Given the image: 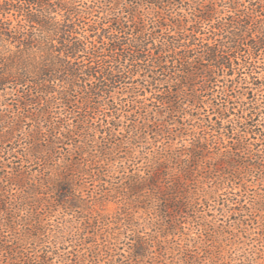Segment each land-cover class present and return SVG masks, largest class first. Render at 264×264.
<instances>
[{
  "label": "trees",
  "instance_id": "16d2710c",
  "mask_svg": "<svg viewBox=\"0 0 264 264\" xmlns=\"http://www.w3.org/2000/svg\"><path fill=\"white\" fill-rule=\"evenodd\" d=\"M98 2L0 0V144L17 140L22 122L37 124L25 153L29 159L48 162L53 171L49 184L38 188L65 194L79 191L73 178L84 173L80 171L83 165L70 161L62 167L57 159L59 147L72 144L75 138H87L89 131L96 130L92 128L96 118L110 117L114 126L109 133L117 129L125 107H119L117 96L141 74L151 77V86H168L157 102L168 109L169 116L183 114L190 107L198 116L213 111L230 121L227 131L221 127L217 134L205 137L189 173L202 169L209 181L219 175L233 184L239 179L242 188L248 186L244 182L251 173L260 172L264 179V157L259 153L261 146L264 151V96L260 102L253 94L255 89L264 91V0H121V8L92 22L96 14H105L96 8ZM177 3H188L195 11L188 12L192 24L185 15L166 16V9L170 12ZM143 5L164 13L150 22L153 19L143 14ZM220 82L223 89L215 97ZM130 92L138 93L136 88ZM242 97L250 100L249 106L238 100ZM11 106L15 118H5ZM130 112L126 110L127 119ZM260 119L261 126L255 123ZM254 135L261 141L251 144ZM225 142L234 151L227 148L214 163L201 161L205 149ZM80 148L83 158L85 152ZM165 169L160 164L152 180L163 197L164 221L178 227L174 214L189 215L197 209L198 198L194 197L206 188L198 185V178L170 183L162 178ZM219 171H229L230 177ZM27 175L28 171L19 169L9 177V186L0 184V264H55L50 247L39 248L35 256L29 253L30 242L41 243L42 230L37 225L42 203L26 204L28 198L33 202L26 192L35 185L29 184ZM65 264L78 263L67 259Z\"/></svg>",
  "mask_w": 264,
  "mask_h": 264
},
{
  "label": "rangeland",
  "instance_id": "374dc122",
  "mask_svg": "<svg viewBox=\"0 0 264 264\" xmlns=\"http://www.w3.org/2000/svg\"><path fill=\"white\" fill-rule=\"evenodd\" d=\"M105 2L96 3V8L105 14L95 13L92 22L122 7L121 0ZM187 4L177 3L170 12L167 8L166 16L171 18L173 13L175 18L184 15L190 18V13L195 11ZM152 7L143 5L141 10L153 19L150 22H156L164 12L157 14V7ZM150 80L148 75H138L117 96L119 107L125 106L121 111L122 120L116 122L117 129L109 133L114 126L110 117L96 118L92 128L97 132L89 131L87 138H75L72 144L65 142L59 147L57 159L62 167L70 161L83 165L80 171L84 173H76L73 178L79 191L66 193L70 196L38 188L49 184L53 171L48 169V162L29 159L25 153L37 124L22 122L19 139L0 144V184L9 186V177L20 169L23 173L28 171L26 180L30 185L35 184L33 190H39L26 192L33 201L28 198L26 204L42 203L37 225L42 230L41 243L38 246L36 241L30 242L29 253L35 256L37 250L50 247L55 264H65L67 259L78 264H264V179L260 178V172L251 173L244 188L239 179L233 184L219 175L209 181L202 175V169L189 173V166L197 160V148L205 142V137L209 138L213 132L217 134L221 127L227 131L229 119L222 120L213 111L198 116L199 112L190 107L187 113L169 116L168 109L157 102L168 86L165 83L151 86ZM223 85L220 82V87L214 89L215 97L220 96ZM251 87L248 85L249 91ZM130 88H136L138 93L133 95ZM253 94L263 102L264 91L255 89ZM238 100L250 105L245 97ZM9 104L13 105L14 101L10 100ZM10 108L5 118H15L13 106ZM126 110L131 111L130 119L125 117ZM191 114L196 116L192 118ZM231 119L237 118L233 115ZM261 120L255 123L261 126ZM185 124L187 129L183 128ZM260 141L259 135H254L249 143ZM78 147H82L80 151L84 150L86 158L79 154ZM227 148L234 151L229 142L205 149L201 161L214 163ZM262 148L259 147V153L264 157ZM160 164L166 168L162 178L168 182L184 180L187 183L186 179L198 178V185L206 188V192L194 197L198 198L197 209H192L189 215L174 214L178 227H171V221L169 225L162 216L160 198L163 197L152 180ZM228 172L219 171V174L230 177ZM220 184L223 185L220 187ZM168 211L172 213V209Z\"/></svg>",
  "mask_w": 264,
  "mask_h": 264
}]
</instances>
